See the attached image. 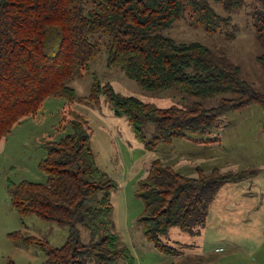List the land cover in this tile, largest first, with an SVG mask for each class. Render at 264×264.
Returning a JSON list of instances; mask_svg holds the SVG:
<instances>
[{
    "label": "trees",
    "instance_id": "16d2710c",
    "mask_svg": "<svg viewBox=\"0 0 264 264\" xmlns=\"http://www.w3.org/2000/svg\"><path fill=\"white\" fill-rule=\"evenodd\" d=\"M226 15L243 0H214ZM251 12L260 53L256 62L264 72V0ZM189 9L205 32L221 29L224 17L206 0H0V140L23 118L33 116L51 96L75 100L69 84L83 75L101 52L94 36L106 39V67L118 68L145 91H177L194 100L183 107H155L116 93L108 84L91 85L89 99L105 96L116 117L125 118L137 142L147 151L176 138L193 141L209 134L225 113L257 104L264 110V82L256 89L240 76L239 67L226 56L199 43H177L163 36ZM220 97L206 108L200 100ZM152 124L150 139L143 126ZM71 132L60 140L42 144L44 158L38 167L44 184L8 181L11 207L20 217L34 215L68 227L64 244L13 234L23 245L37 247L49 264H134L126 247L113 233L110 196L114 181L101 171L91 149L86 122L71 121ZM264 132V122L262 124ZM201 142V141H199ZM139 183L143 212L142 233L167 257L177 249L164 242L177 226L199 234L209 205L225 183H239L258 172L209 173L196 166L195 178L183 176L160 159L149 161ZM83 225L92 240L82 244L77 229Z\"/></svg>",
    "mask_w": 264,
    "mask_h": 264
},
{
    "label": "rangeland",
    "instance_id": "374dc122",
    "mask_svg": "<svg viewBox=\"0 0 264 264\" xmlns=\"http://www.w3.org/2000/svg\"><path fill=\"white\" fill-rule=\"evenodd\" d=\"M206 1L225 19L219 31L205 32L186 8L181 18L161 34L177 43H199L226 56L239 67L241 78L260 90L264 72L256 62L260 48L251 12L260 9L261 4L243 0L241 7L228 16L214 0ZM92 39L99 42L101 52L83 75L69 84L75 100L46 98L35 115L23 118L0 140V264H49L37 247L23 245L13 234L34 237L55 248L66 241L68 227L34 215L20 217L10 205L7 182L44 184L46 177L38 167L45 156L41 146L69 134L70 123L77 117L86 122L98 168L116 185L110 196L112 231L118 236V246L129 250L134 264H264V110L251 104L229 111L217 120L209 134L194 137L201 142L176 138L147 151L135 140L130 123L113 115L105 96H100L97 103L89 99L91 85L108 84L118 94L160 108L183 107L194 99L173 90L141 89L118 68L106 67V39ZM219 98L200 101L209 108ZM143 131L147 139L154 134L150 123L143 126ZM165 155L172 157L168 166L188 177H195L196 169L192 164L179 165L180 158L192 159L204 173L214 169L220 173L258 170L244 181L225 183L219 188L199 234H189L177 226L169 230L164 242L177 249L179 254L174 257L160 254L143 235L139 222L143 203L138 191L147 175L146 164L157 158L162 160ZM77 229L81 243L91 244L88 230L83 225ZM114 264L126 263L118 260Z\"/></svg>",
    "mask_w": 264,
    "mask_h": 264
},
{
    "label": "crops",
    "instance_id": "0c3cea01",
    "mask_svg": "<svg viewBox=\"0 0 264 264\" xmlns=\"http://www.w3.org/2000/svg\"><path fill=\"white\" fill-rule=\"evenodd\" d=\"M221 118V117H220ZM200 141V140H199ZM196 142V141H195ZM161 159H162V161L165 163V164H167V163H171V159H172V157H170L169 155H165V156H161ZM179 162H178V164L180 165H188V164H192L194 167H196V162H194L192 159H189V158H180L179 160H178ZM147 163H149V162H147ZM147 165V164H146ZM168 165V164H167ZM170 166V165H169ZM183 176H185V175H183ZM196 176H197V173H196ZM195 176V177H196ZM188 177V176H187ZM195 177H191V178H195ZM223 185V184H222ZM221 185V186H222ZM220 186V187H221ZM219 187V188H220ZM219 190V189H218ZM218 190H217V192H218ZM216 192V193H217ZM216 195V194H215ZM215 197V196H214ZM214 199V198H213ZM213 201V200H212ZM211 204V203H210ZM210 206V205H209ZM208 213H209V210H208ZM208 217V216H207Z\"/></svg>",
    "mask_w": 264,
    "mask_h": 264
}]
</instances>
